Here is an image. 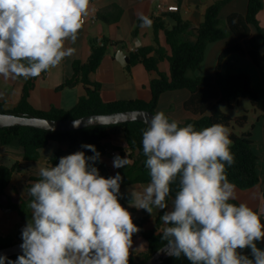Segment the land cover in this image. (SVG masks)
Segmentation results:
<instances>
[{"label": "clouds", "instance_id": "clouds-1", "mask_svg": "<svg viewBox=\"0 0 264 264\" xmlns=\"http://www.w3.org/2000/svg\"><path fill=\"white\" fill-rule=\"evenodd\" d=\"M89 6L90 0H0V76L39 77L73 55L66 42L76 41ZM229 137L223 124L181 127L163 111L142 134L150 183L132 191L130 206L149 214L168 208L170 185L178 179L171 210L161 217L162 239L167 254L191 264H264L257 247L264 242L261 214L229 202L235 199L226 175V165L234 163ZM81 147L94 155L77 151L39 169L40 179L28 188L32 216L22 229L23 254L15 261L0 255V264H129L140 229L118 200L123 177L101 176L94 166L100 153L94 145ZM130 163L113 159L114 168ZM245 249L253 258L242 254Z\"/></svg>", "mask_w": 264, "mask_h": 264}, {"label": "trees", "instance_id": "trees-1", "mask_svg": "<svg viewBox=\"0 0 264 264\" xmlns=\"http://www.w3.org/2000/svg\"><path fill=\"white\" fill-rule=\"evenodd\" d=\"M230 1L232 0H218L210 6L204 22L198 28V40L195 44L185 40V35L191 32L193 24L180 14H173L175 25L172 29L166 27L163 17L155 19L156 45L139 48L137 51L132 52L128 66L130 69L131 66L142 63L149 71L159 72L160 78L154 79L151 83L154 97L150 102L140 99L106 102L103 99L101 85L90 78L91 74L98 70L113 45L109 39L103 38L102 40H91L92 54L90 59L87 62H75L73 76L61 86V88H65L82 84L86 88L87 94L79 100L75 108L64 110L54 107L46 112L38 110L32 105V91L37 80L47 74L48 71H46L39 77L23 78V93L19 104L12 111H7L4 109L3 104L0 103V111L52 119H75L91 114H108L138 109L157 113L156 108L160 97L164 93L188 89L191 92V97L186 101L185 108L195 117L179 122V126L192 124L196 130H202L213 124H223L227 128L233 124L244 127L249 121L248 115L233 118L224 112L223 107L234 109L239 101L245 98L249 99L256 109L264 111V99L254 89L249 75L245 73L227 74L222 70V65L231 54L241 53L249 57L258 68L264 71V28L259 20V13L264 7V0H249L246 15L234 13L228 18L229 31L238 40L250 39L251 48L246 51L239 43L229 42L220 56L217 69L212 75H190L191 72L201 67L208 45L228 37L229 31L222 25L220 13L223 6ZM113 11L110 15L100 12L98 16L106 22H118L121 18L122 10L114 7ZM252 27H256L258 30L256 37L252 36ZM160 31H165L166 42L171 49V54L160 45ZM153 53L155 55H152ZM165 60L170 63V76L159 68L160 62ZM231 68L234 67L231 66ZM147 127L148 124L139 120L120 124L98 125L71 131H49L27 126H11L0 129V142L5 146L23 148L25 160L33 162L41 159V150L50 143H68L67 149L58 150L51 159V163L56 166L61 157L74 154L77 151H83L86 156L94 155L93 152L81 147V145L85 144L94 145L100 153V159L110 155L112 151L108 149L105 141L112 134L123 132L128 148L116 147V156L128 158L131 163L124 168H118L117 173L123 177L120 185L121 190L125 185L150 183L149 170L145 166L147 158L143 154L142 147V134ZM229 138L232 141L230 150L234 155V163L231 166L226 165V175L229 182L241 189L257 186L261 182L259 172L260 157L254 148L253 133L230 134ZM94 166L98 169L100 175L105 178L114 177L117 174L111 175L109 169L103 163L96 162ZM20 169V163H16L13 167L0 166V205H6L25 215L28 209V201L20 195H15L14 197H8L7 195V189L13 181L15 173ZM39 179L40 177H32L27 184V191L31 184ZM178 188L179 180L177 179L175 183L170 185V194L166 198L167 203L173 201ZM229 202L237 206L240 204L236 199ZM163 215L164 213L158 218L157 227L149 231L144 229V220L136 223L140 231L133 235V244L135 238L142 234L148 241V249L136 256H130L129 264L145 263L166 245L167 242L162 239L163 231H160V228L164 225L161 220ZM261 223L264 224L262 215ZM18 242H23L22 235L0 236V249L12 246ZM257 247L264 250V242H257ZM242 254L249 256L250 259L253 258L250 249L243 250ZM18 256H9L7 259L15 261ZM162 264H191V262L182 255L180 258L169 257Z\"/></svg>", "mask_w": 264, "mask_h": 264}, {"label": "crops", "instance_id": "crops-1", "mask_svg": "<svg viewBox=\"0 0 264 264\" xmlns=\"http://www.w3.org/2000/svg\"><path fill=\"white\" fill-rule=\"evenodd\" d=\"M218 0H92L90 2L88 15L85 17L86 22L77 34V39L73 43L66 42V47L74 48L73 55L66 57L60 65L48 70L47 74L40 77L32 91V105L42 111H50L52 108H61L71 110L76 107L79 100L87 94L84 85L79 84L74 87L61 86L70 79L74 74V64L77 61L87 62L92 54V39L102 40L109 39L113 45L110 47L108 54L104 58L98 70L91 74L92 81L101 85L102 97L106 102L118 100H144L152 101L154 94L151 83L154 79L160 78L157 71H149L142 63L131 66L129 69V57L132 52L139 48L150 47L155 44L154 21L156 18L163 17L166 27L172 29L175 25L173 14H180L184 19L193 24L190 33L185 35V40L195 44L198 40V28L204 22L206 13L211 5ZM179 6L177 12H166L160 14L158 6ZM249 0H232L225 4L220 13L222 25L229 31L228 18L234 13L246 15ZM114 7L122 10L121 18L118 22H106L98 15L100 12H114ZM147 17L151 21L150 26H143L140 17ZM261 26L264 28V7L259 13ZM258 30L252 27V36L256 37ZM160 45L169 54L171 49L166 42L165 31H160ZM229 42L239 43L244 50L251 48V40H238L230 31L228 37L224 40L212 42L208 45L205 58L201 67L191 72L192 76H209L212 75L219 65V59L222 52ZM134 49V50H133ZM124 50L127 54L128 65H124L119 58V52ZM152 55H155L154 53ZM123 57V55L121 56ZM232 58V59H229ZM241 59L244 68L236 65V60ZM123 59V58H122ZM233 66L234 68H231ZM159 68L168 76L171 75L170 63L165 60L160 62ZM222 70L228 74L245 73L251 75L253 87L256 79H259L264 86V71L258 68L254 62L241 53H234L228 56L222 65ZM24 79L4 78L0 76V103L7 111H12L20 102L23 93ZM191 97L188 89H179L164 93L159 100L156 112L163 111L170 120L182 122L195 116L186 110L185 103ZM230 134H238L237 125L233 124L228 128ZM239 135V134H238ZM110 151L115 148L127 149L128 144L123 132H117L105 141ZM68 143L52 142L41 150L42 156L39 161H26L25 151L20 147H11L2 145L0 142V166L13 167L20 163L21 169L18 170L7 189L8 197L20 195L30 203L31 197L28 195L27 184L32 177H39L41 167H54L51 159L60 149H67ZM256 150V149H255ZM258 153V152H257ZM259 172L261 182L257 186L249 189H241L235 185V199L244 203L257 211L264 217V158L258 153ZM114 155L103 157L98 163H103L109 169L111 175L118 172V168L113 167ZM148 183L125 185L120 190L118 197L119 203L130 212L132 221L136 223L144 220V229L146 231L157 227V220L166 211L171 210L172 202L168 203L169 207L163 210L153 208V213L149 214L146 210L131 207L133 200L132 191H142ZM8 199V198H6ZM32 216V210L29 207L25 215L18 210L0 205V236L22 235V229L26 227ZM165 224L160 228L164 230ZM141 245H143L141 247ZM148 249V241L142 234H139L130 250V256H136ZM129 256V257H130Z\"/></svg>", "mask_w": 264, "mask_h": 264}, {"label": "water", "instance_id": "water-1", "mask_svg": "<svg viewBox=\"0 0 264 264\" xmlns=\"http://www.w3.org/2000/svg\"><path fill=\"white\" fill-rule=\"evenodd\" d=\"M122 55L123 57H121ZM126 57L127 54L124 52V50H121L119 52V58L124 65H128V60ZM155 114L156 113L150 110L138 109L108 114H91L75 119H52L41 116L19 115L11 112L0 111V129L11 126H27L49 131H71L92 126L120 124L137 120L149 124L151 118ZM74 122L78 124V127L73 126ZM22 243L23 242H18L12 246L0 249V255L9 257L23 254L20 248ZM165 246L157 251L143 264H162L164 260L172 257L165 252Z\"/></svg>", "mask_w": 264, "mask_h": 264}, {"label": "rangeland", "instance_id": "rangeland-1", "mask_svg": "<svg viewBox=\"0 0 264 264\" xmlns=\"http://www.w3.org/2000/svg\"><path fill=\"white\" fill-rule=\"evenodd\" d=\"M236 65H239L240 68H244V64L240 58L236 60ZM235 73H237V71ZM253 78L254 80H256L254 89L258 92L261 98L264 99L263 84L261 83V81H259V79H256V77ZM223 110L233 118L243 115H248L249 117L248 123L244 127L237 126L238 134L242 135L245 132H252L253 139L255 141L254 148L264 158V111L256 109L252 105L251 101L245 98L241 99L234 109L223 107Z\"/></svg>", "mask_w": 264, "mask_h": 264}, {"label": "built area", "instance_id": "built-area-1", "mask_svg": "<svg viewBox=\"0 0 264 264\" xmlns=\"http://www.w3.org/2000/svg\"><path fill=\"white\" fill-rule=\"evenodd\" d=\"M179 11V6H176V5H170V6H166L164 4H160L158 6V12L160 14H164L166 12H177ZM86 22V19L84 18V23ZM134 50V49H133ZM112 154L114 156H116L117 152L116 151H112ZM162 231V230H161Z\"/></svg>", "mask_w": 264, "mask_h": 264}]
</instances>
